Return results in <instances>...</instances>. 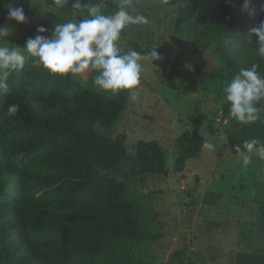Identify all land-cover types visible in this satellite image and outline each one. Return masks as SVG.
<instances>
[{"label": "trees", "instance_id": "trees-1", "mask_svg": "<svg viewBox=\"0 0 264 264\" xmlns=\"http://www.w3.org/2000/svg\"><path fill=\"white\" fill-rule=\"evenodd\" d=\"M46 7L74 16L79 21L88 6L99 0H68L64 7L43 0ZM143 1L130 0L129 11ZM174 18V33L181 60L170 66L169 77L194 80L205 91L202 67L195 71L191 59L207 52L222 60L232 72L249 56L264 76V58L255 50L252 29L264 21V0H219L199 9L193 0H158ZM34 0H19L25 21L32 15ZM79 2L82 9L74 4ZM103 14H113L125 0H104ZM130 32L128 27L122 34ZM189 45V47H187ZM146 56L134 39L121 46ZM9 90L0 94V264H135L136 251H148L164 235L158 212L147 189V176L167 175L169 157L156 140L138 141L130 154L127 136L99 132L112 129L127 110L128 93L109 98L74 78L50 74L42 66L25 63L7 81ZM19 111L9 116V105ZM260 119L242 125L229 115L224 101L222 113L230 119L228 149L255 139L264 143V102ZM204 114L195 118L192 131L176 139L173 168L183 172L188 160L198 158L204 138ZM195 176L196 185L199 183ZM262 189L255 201L260 205L264 227ZM193 204V203H192ZM182 252H174L169 264H181ZM236 264H264V252L239 251Z\"/></svg>", "mask_w": 264, "mask_h": 264}, {"label": "rangeland", "instance_id": "rangeland-1", "mask_svg": "<svg viewBox=\"0 0 264 264\" xmlns=\"http://www.w3.org/2000/svg\"><path fill=\"white\" fill-rule=\"evenodd\" d=\"M193 1L201 9L215 6L219 0ZM9 3L16 7L20 4L19 0H0V27L7 26L11 30L5 38L11 46L23 48L27 39L39 34L40 26L47 29L43 35L50 38L56 24L68 19L79 22L74 16L46 7L43 0H34L31 19L17 24L7 19ZM131 13L145 16L148 23L129 26L126 36L121 33L119 45L125 46L128 40L134 39L143 48L155 49L161 58L152 61L150 54L145 56L137 98L133 100L128 95L127 110L112 129L97 130L112 137L125 133L130 154L140 140H156L168 153L167 175H148L146 190L135 185L136 190L150 195L160 212L158 222L164 235L148 251H136L135 264H169L172 254L180 251L181 264H236L235 256L239 251L264 252V227L257 226L261 209L255 201L259 186L264 205V159L253 153L252 163L245 167L239 155L230 153L227 142L230 119H225L228 121L225 125L222 113L226 82L241 68H250L251 58L245 56L235 73L207 52L192 58L188 66L195 71L194 64H200L205 83V91L201 89L199 97L194 80L186 82L169 77L170 66L181 60L175 43L185 38L174 33V18L163 4L158 0L146 4L139 1ZM32 60L27 57L25 63L33 65ZM95 75L86 72L74 79L93 88ZM207 101L215 102V106L204 112L202 107ZM199 113L204 114L200 129L204 142L214 143L216 150L203 149L198 158L187 161L184 171L200 179L196 185L195 180H187L176 172L173 162L177 137L192 131ZM165 209L176 211L173 221L163 220L161 213Z\"/></svg>", "mask_w": 264, "mask_h": 264}, {"label": "clouds", "instance_id": "clouds-1", "mask_svg": "<svg viewBox=\"0 0 264 264\" xmlns=\"http://www.w3.org/2000/svg\"><path fill=\"white\" fill-rule=\"evenodd\" d=\"M67 2L54 0V6L62 8ZM105 6L104 0H99L95 6H88L86 15L78 23L68 19L56 24L50 38L43 35L47 32L45 27H38L39 34L27 39L23 48L9 45L5 38L11 30L7 26L0 27V94L8 92L9 76L22 70L26 58L31 57L34 66H42L50 74L65 78L94 72V90L108 93L109 98L127 92L135 100L145 56L134 49L122 52L119 41L124 29L131 25H146L148 19L140 14L133 15L128 10L130 0H125L113 14H103L100 10ZM248 6L246 0L242 10H247ZM74 7L82 9L84 6L77 2ZM7 14L10 21L17 24L25 22L22 7L9 3ZM252 35L257 38L255 50L264 58V21L252 29ZM150 56L152 61L161 58L155 49ZM257 68L255 64L250 68H241L223 88V99L229 105L230 117L242 125L260 119L261 108L258 105L264 102V76ZM18 111L19 106L15 104L7 108L9 116H14ZM224 123L227 125L228 121ZM202 148L214 152L216 145L205 141ZM234 150L245 167L252 163L253 153L264 159V143L255 139L235 145Z\"/></svg>", "mask_w": 264, "mask_h": 264}, {"label": "water", "instance_id": "water-1", "mask_svg": "<svg viewBox=\"0 0 264 264\" xmlns=\"http://www.w3.org/2000/svg\"><path fill=\"white\" fill-rule=\"evenodd\" d=\"M197 95H198L199 97L202 96V94H201V86H200V84L197 85ZM214 106H215V102H213V101H207V102L204 104V106L202 107V110H203L204 112H207V111L211 110ZM180 174L183 175V176H185L187 180H191V181H194V180H195V177L192 176V174H191L190 172H188V171L180 172Z\"/></svg>", "mask_w": 264, "mask_h": 264}, {"label": "crops", "instance_id": "crops-1", "mask_svg": "<svg viewBox=\"0 0 264 264\" xmlns=\"http://www.w3.org/2000/svg\"><path fill=\"white\" fill-rule=\"evenodd\" d=\"M158 212V211H157ZM160 212H158V215H159ZM162 216H164V219L166 222H170V221H173V219H175V215H176V211L173 210V209H165L164 211H162ZM170 215V216H167ZM180 222L182 223L181 219H180Z\"/></svg>", "mask_w": 264, "mask_h": 264}]
</instances>
